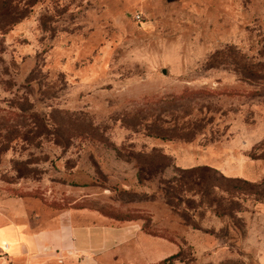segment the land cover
Returning a JSON list of instances; mask_svg holds the SVG:
<instances>
[{
  "label": "rangeland",
  "instance_id": "rangeland-1",
  "mask_svg": "<svg viewBox=\"0 0 264 264\" xmlns=\"http://www.w3.org/2000/svg\"><path fill=\"white\" fill-rule=\"evenodd\" d=\"M203 166L222 207L168 204ZM71 214L140 218L164 264H264V0H0V264L10 219Z\"/></svg>",
  "mask_w": 264,
  "mask_h": 264
},
{
  "label": "crops",
  "instance_id": "crops-1",
  "mask_svg": "<svg viewBox=\"0 0 264 264\" xmlns=\"http://www.w3.org/2000/svg\"><path fill=\"white\" fill-rule=\"evenodd\" d=\"M77 219L71 214L56 228L37 230L10 219L6 230L21 247L9 257L21 264H163L180 251L166 237L147 233L137 220Z\"/></svg>",
  "mask_w": 264,
  "mask_h": 264
},
{
  "label": "trees",
  "instance_id": "trees-1",
  "mask_svg": "<svg viewBox=\"0 0 264 264\" xmlns=\"http://www.w3.org/2000/svg\"><path fill=\"white\" fill-rule=\"evenodd\" d=\"M230 182H233V180H228L222 175H219L214 169L203 166L189 170H181L172 178L163 180L162 184L167 195L168 204L170 205L176 206L174 204L175 201L179 202L183 200L182 196L184 193H192L200 197L199 204H207L219 209L222 207V200L218 193L224 191L231 195L232 191L229 188H233V186L229 184ZM192 202L190 201L188 204L190 205ZM181 217L187 220L185 212L181 214ZM138 219L140 218L136 217L127 221ZM146 232L157 236L147 230ZM166 261L162 263L164 264Z\"/></svg>",
  "mask_w": 264,
  "mask_h": 264
},
{
  "label": "water",
  "instance_id": "water-1",
  "mask_svg": "<svg viewBox=\"0 0 264 264\" xmlns=\"http://www.w3.org/2000/svg\"><path fill=\"white\" fill-rule=\"evenodd\" d=\"M164 73H165V70H164Z\"/></svg>",
  "mask_w": 264,
  "mask_h": 264
}]
</instances>
